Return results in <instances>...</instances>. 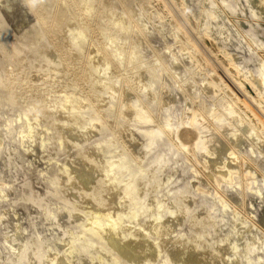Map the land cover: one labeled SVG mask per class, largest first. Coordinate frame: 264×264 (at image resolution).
I'll use <instances>...</instances> for the list:
<instances>
[{
  "label": "rangeland",
  "instance_id": "obj_1",
  "mask_svg": "<svg viewBox=\"0 0 264 264\" xmlns=\"http://www.w3.org/2000/svg\"><path fill=\"white\" fill-rule=\"evenodd\" d=\"M231 1L236 8L239 0ZM224 2L193 0L187 6L186 0H52L49 10L33 0L36 13L32 16L45 18L55 32L52 44L71 70L53 69L54 60H42L25 70L18 67L23 56H0V104L5 101L0 108V142L7 140L10 150L0 155V164L20 153L29 175L39 176L43 183L62 175L65 181L79 184L81 177L76 176L72 156L59 159L52 151L66 145L62 139L55 142L54 137L68 136L81 159H91L92 167L82 176L92 175L97 184L95 189L85 187L82 205L122 212L111 227L106 226L105 218L96 220L95 225L100 226L101 236L123 242L122 249L134 255L107 258L114 247L109 243L99 248L93 264H264V253L259 250L264 242L252 250L248 247L251 233L264 238V219L255 220L260 202L252 197L264 180V110L254 88V77L264 69V48L249 43L245 24L253 31L264 19L249 12L234 13ZM65 13L73 26L87 28L93 20L99 23V30L89 34L90 42L80 38L71 45L74 34L62 29ZM122 17L124 24L119 21ZM236 41L242 50L240 46L229 49ZM88 45L94 52L111 53V65L108 57L102 56L84 69L83 51ZM4 49L7 52L13 47L4 45ZM237 52L243 56L242 63L231 66ZM176 65L177 72L173 69ZM250 67L253 75L249 79L245 76ZM73 78L87 83L96 102L107 98L112 103L114 119L110 124L96 130L86 125H60L70 115L57 103ZM173 103L179 112L167 128ZM142 112L151 122H140ZM198 117L200 122L190 125ZM192 127L201 137H214L209 152H200L198 159L177 139L181 131ZM119 128L130 134L129 141L137 142L134 148L126 152L124 142L117 138H110L100 149L93 147L99 136H110ZM170 154L174 157L171 165L166 162ZM111 167L118 178L111 175L112 183L107 184L106 173ZM247 170L253 177L246 175ZM12 172L11 167L0 172V239L11 234L0 244V264L8 261L12 245L25 248L31 238L41 245L47 231L51 238L39 264H62L66 258L71 264H84V249L95 240L85 228L90 212H84V219L57 249L60 231L52 226V217L62 208V200L38 206L30 221L11 214L16 189ZM131 181L134 190L123 197ZM76 208L87 209L71 206L69 212ZM131 209L138 214L129 217ZM240 220L246 225L234 236L231 227ZM34 223L40 225L38 229ZM184 223L186 229L181 233ZM22 227L23 237L16 238L14 232ZM232 258L235 261L230 263Z\"/></svg>",
  "mask_w": 264,
  "mask_h": 264
},
{
  "label": "bare ground",
  "instance_id": "obj_2",
  "mask_svg": "<svg viewBox=\"0 0 264 264\" xmlns=\"http://www.w3.org/2000/svg\"><path fill=\"white\" fill-rule=\"evenodd\" d=\"M40 4L46 6L50 10L52 0H37ZM54 1V0H53ZM195 1V0H194ZM193 3V0H186V5L189 6ZM91 3L88 2L85 4L87 11ZM185 6V4H184ZM224 7L237 14H245L249 12L254 17H260L264 19V0H239L238 6L233 7L231 0H225ZM115 10V6L112 8ZM36 8L33 3V0H0V56H4L9 59H14L19 56H23L22 62L18 64L20 69L28 70L30 67L36 66L37 63L42 60H54L55 65L53 69L65 68L69 72L70 65L67 61L60 59L57 49L52 44L53 37L55 32L50 30L45 23L44 19H38L35 16ZM32 16V18H31ZM62 20V29H70L71 33L74 34V38L71 41V45L80 39H86L90 42V35L94 34V31H98L100 28L99 23L94 20L91 21L90 25L87 28H82L81 26H73L71 24L72 19L69 16V13H65ZM121 23H125V17L119 19ZM246 26L248 27L246 35L249 43H251L255 48H264V24H257L256 29L251 31V25L249 23ZM89 32V33H88ZM90 34V35H89ZM88 36V38H87ZM4 45L8 47H13L11 51L4 49ZM234 46L239 47L242 50L241 43L236 41L229 44V49H232ZM84 69L91 64H96L98 59L102 56H107V64L111 65L112 54L105 51L94 52L91 50L90 45H88L84 51ZM183 59L181 56L176 61L179 63ZM243 56L240 53H235V57L231 58V66L241 65ZM175 61V62H176ZM177 66V65H176ZM173 68L177 72V66ZM264 68V67H263ZM120 72L119 70L117 71ZM246 78L253 75L251 67L247 69ZM142 77V74L139 75ZM77 78V77H75ZM74 79V78H73ZM78 79V78H77ZM72 80V79H71ZM256 83L255 89L261 96L260 106L264 110V69L260 71L259 77H254ZM109 88V87H108ZM87 83L83 81H78L76 79L70 82V88L66 91L59 99L57 107L61 110H64L70 117L61 120V126H71V127H82L88 126L92 130H96L100 127H105L110 124L114 119V106L107 99H103L99 103L96 102L94 91H90ZM11 99V103H13ZM5 101H2L0 108H3ZM178 106L176 103H173L170 107V118L166 123V127L169 128L178 114ZM97 114V115H96ZM138 119L144 122H151L152 118H149L146 113L142 112ZM200 117L195 121L191 122L190 125H194L200 122ZM114 130V128H113ZM130 134L124 133L120 128L116 129L110 136H99L94 142L93 147L100 149L110 138H117L120 141L124 142V150L126 152L132 147L134 148L137 145V142L129 141L128 137ZM152 136V135H151ZM177 139L181 142L182 146L185 148H190V151L194 159H198V154L200 152L208 151V146L211 139H214L213 136L201 137L197 129L193 127L191 129H185L177 135ZM213 137V138H212ZM55 142L62 139L66 145L62 150H55L52 148V151L56 154L59 159H66L72 156V166H74L76 171V176L81 177L80 183L76 184L73 182L65 181L62 175H57L53 181L46 184L43 183L39 176L32 177L27 172V167L23 165L25 157L20 153H13L10 156L8 161H5L0 164V172L6 168H12L13 172L11 174V179L16 183V189L14 191V200L11 206V214H21L26 221L34 219L36 213L35 210L40 205H47L50 202H57L62 200V208L58 210L52 217V226H57L60 231V237L57 244V249L64 244L65 237L73 230L74 225L84 219V212H90L91 219L86 221L85 228L86 231L90 232L95 240H90L84 249V252L87 256V260L84 264H93L92 259L95 254H99V248L106 244H113V250L109 255H106L107 258H117L119 255L125 253L127 256H133V251H126L122 249L123 242H117L112 237H103L101 236V228L98 225H95L96 220L105 218V224L107 227H111L113 222L120 220L122 217V212L116 211L113 213L108 212L107 210L86 207L82 205V201L85 200V187H90V189H95L97 184L95 183L93 176L88 177L82 176L83 171L89 170L92 167L91 159L82 160L80 156V151L76 150L69 142L68 136L63 137H54ZM125 139V140H124ZM239 142H234L236 146H239ZM188 145V146H187ZM10 152L9 144L7 140L5 143L0 142V155ZM209 152V151H208ZM167 164L171 165L174 162L173 154H170L166 159ZM234 168L230 169L233 170ZM230 172V171H229ZM228 172V173H229ZM227 173V174H228ZM232 172L228 175L231 176ZM106 182L107 184L112 183L109 179L111 175H115L117 178V173L115 167H111L106 173ZM245 175V174H244ZM247 176H252V173L247 170ZM253 177V176H252ZM249 178V177H247ZM246 178V179H247ZM248 181V179H247ZM89 182L88 184H86ZM249 184V183H248ZM178 185V184H177ZM176 185V186H177ZM251 183L249 184V186ZM60 186V187H59ZM246 186V185H245ZM134 190V181H131L123 193V197L128 196ZM250 190V187H249ZM72 192V195L68 197V193ZM253 193V191H251ZM67 193V194H66ZM66 195V196H65ZM254 199L260 202L258 213H256L255 220L262 221L264 219V180L262 185L259 186L254 194L252 195ZM139 202L136 203L138 205ZM140 205V204H139ZM77 206L87 208L86 211L76 208L72 213L69 212V207ZM252 207V204H251ZM253 208V207H252ZM254 212V211H253ZM2 208L0 207V227L2 225ZM138 214L136 209H131L129 211V217H133ZM46 217V215H44ZM42 216V217H44ZM232 218H235V212L232 214ZM240 220L237 224L232 225L231 234L238 236L242 227L245 226L246 222ZM94 223V224H93ZM222 225H225V221H222ZM38 223H34V229L39 228ZM250 228V227H249ZM186 229V223L180 227V232L184 233ZM16 238L23 237V227L19 228L14 232ZM250 234V233H249ZM250 240L248 247L250 250L255 249L260 244L264 242V238L256 233L250 234ZM11 234H9L5 239H0V244L10 239ZM51 238V231H47L45 235L44 243L39 245L35 244L34 238H31L25 248L19 249L14 245L11 246L12 254L9 257L6 264H39L40 263V254L45 249V245ZM127 237L124 238V240ZM231 239V238H230ZM201 243H198L200 246ZM240 248V245H236V250ZM259 250L264 253V245L259 246ZM29 252V253H28ZM141 252H145V249H141ZM1 255V251H0ZM48 255L47 257H51ZM22 257V258H21ZM21 258L20 263H17L18 259ZM235 260L232 258L230 263H233ZM62 264H71L69 259H64ZM126 264H132L131 261H127Z\"/></svg>",
  "mask_w": 264,
  "mask_h": 264
}]
</instances>
